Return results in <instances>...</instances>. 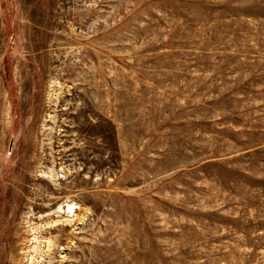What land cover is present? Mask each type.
<instances>
[{
	"label": "rangeland",
	"instance_id": "1",
	"mask_svg": "<svg viewBox=\"0 0 264 264\" xmlns=\"http://www.w3.org/2000/svg\"><path fill=\"white\" fill-rule=\"evenodd\" d=\"M0 264H264V0H0Z\"/></svg>",
	"mask_w": 264,
	"mask_h": 264
},
{
	"label": "bare ground",
	"instance_id": "2",
	"mask_svg": "<svg viewBox=\"0 0 264 264\" xmlns=\"http://www.w3.org/2000/svg\"><path fill=\"white\" fill-rule=\"evenodd\" d=\"M67 205V208H66V210H69V211H71L72 209H73V206H72V204L71 203H67L66 204ZM59 207H61L60 205H59ZM68 212V211H67ZM37 238V237H36ZM34 240V239H33ZM39 242V241H38ZM49 245V244H48ZM53 246V245H52ZM34 247V246H33ZM47 247V246H46ZM48 248V247H47ZM51 249V248H50ZM32 262V261H31Z\"/></svg>",
	"mask_w": 264,
	"mask_h": 264
}]
</instances>
